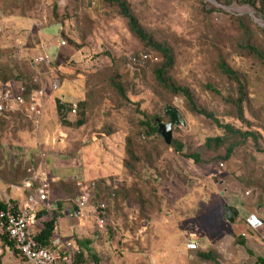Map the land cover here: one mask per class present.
Here are the masks:
<instances>
[{
	"label": "rangeland",
	"instance_id": "obj_1",
	"mask_svg": "<svg viewBox=\"0 0 264 264\" xmlns=\"http://www.w3.org/2000/svg\"><path fill=\"white\" fill-rule=\"evenodd\" d=\"M126 1L139 25L172 50L171 80L188 88L196 104L221 124L252 132L257 141L224 136L207 119L187 112L181 100L158 89L152 71L160 56L143 48L129 33L116 8L101 0H0V80L36 76L30 57L17 63L13 59L15 52L34 45L44 48L52 60L50 67L41 71L45 96L55 79L61 87L65 84L79 90L78 97L68 95L72 97L68 100L77 103L74 116L56 113L60 99H53L52 115L47 112L38 128L19 115L0 122V167L8 164L1 156L3 147L15 144L22 150L35 149L43 159L44 152L57 151L63 142L67 146L59 152L67 154L65 158L74 165L73 177L78 176L82 184L95 183L97 200L107 204L106 228L112 227V216L137 218L132 226L137 231L145 230V222L152 217H174L181 219L186 240L192 234L197 240L203 238V243L211 239L223 254L230 247L222 235L233 230L236 243L244 234L239 227L233 228L235 221L230 224L225 219L228 208L237 212L240 221L248 212L259 211L264 216V64L244 49L248 42L264 54L260 31L264 17L248 6L223 7L211 0ZM62 41L66 46H60ZM144 54L151 61L142 68L130 63L131 58ZM220 59L245 85L243 121L232 105L237 98L234 84L216 68ZM110 74L119 76L125 99L109 86ZM209 86L218 93L206 89ZM86 102L89 108L85 112ZM167 107L177 109L185 122L172 129V142L182 146L181 154L144 124L168 123L164 115ZM216 137L225 138L224 145L205 147L206 140ZM229 147H233L232 155L222 161ZM191 154H198L201 163L183 157ZM30 167L31 163L20 159L17 175H28ZM6 171L1 169L0 176ZM85 172L105 177L84 179ZM70 180L67 188L73 200L79 187L77 180ZM116 181L119 185L113 190ZM169 241L172 245L174 237H165L164 245L169 246ZM112 244L116 251L123 244L116 233ZM214 256L219 262L212 264H226L217 251Z\"/></svg>",
	"mask_w": 264,
	"mask_h": 264
},
{
	"label": "crops",
	"instance_id": "obj_2",
	"mask_svg": "<svg viewBox=\"0 0 264 264\" xmlns=\"http://www.w3.org/2000/svg\"><path fill=\"white\" fill-rule=\"evenodd\" d=\"M17 46V43L15 44ZM24 46H22L23 48ZM21 49V46L19 47ZM44 52V48L39 46H28L15 52L13 59L16 63L21 59L39 56ZM45 53V52H44ZM18 60V61H17ZM79 90L76 87L63 84L56 92H49L46 96L44 115L40 122L47 116V112L53 113V99L68 100L72 95L78 97ZM68 95H71L68 97ZM48 97V99H47ZM55 108V105H54ZM57 113V111L55 110ZM60 143V142H59ZM67 146L61 142L60 148L55 152H44L45 157L41 158V152L38 150H28L12 144L3 147L1 156L3 161H7L0 167L5 169L6 173L0 176V202L12 201L23 203L29 191H33L43 182L49 185V193L52 198L49 201V212H41L37 218V230L42 227V222L50 217H55L54 227L58 230L59 235L64 241H71L75 247H78L77 241L82 242V260L75 264H212L211 261L200 258L201 254L214 256L216 251L226 264H256L257 259H264V229L252 230L245 223L246 219L255 216L258 219H264L261 212H248L240 219H235L233 228L239 227L244 231L243 241L245 247H241L234 242L232 233L224 234L230 249L227 252L220 253L216 247V242L212 243L211 239L205 240L204 243L198 240L199 246L196 252H189L185 249V233H181V219L152 217L146 221L145 230H138L133 226L138 219L113 217L110 219L111 228H100L96 225L94 217L90 216L85 220H75L71 217L72 201L70 199L67 184L73 179L74 165L65 158L67 154L60 153V149ZM43 152V151H42ZM88 154L89 152H85ZM23 159L24 162L31 163L27 168L28 175L22 172L21 176L17 175L18 161ZM83 178H89L91 175L85 172ZM16 177H20L16 179ZM95 179H102L103 176H91ZM90 182V181H89ZM69 200L70 203H66ZM109 218L107 216V222ZM107 224V223H106ZM116 233L118 241H122L118 251L113 248L112 235ZM174 237L171 245L170 241L165 246V237ZM208 237V235H206ZM205 236V237H206ZM122 238V240H120ZM199 238V236H198ZM200 239V238H199ZM85 242H88L85 244ZM146 256L147 259L144 258ZM151 261V263H149ZM0 264H31L25 261L13 249L8 242L0 240Z\"/></svg>",
	"mask_w": 264,
	"mask_h": 264
},
{
	"label": "built area",
	"instance_id": "obj_3",
	"mask_svg": "<svg viewBox=\"0 0 264 264\" xmlns=\"http://www.w3.org/2000/svg\"><path fill=\"white\" fill-rule=\"evenodd\" d=\"M60 46H66V42L62 41ZM129 61L133 66L142 68L151 61V57L144 54ZM51 63V57L43 53L31 58V65L37 72L33 78L12 79L6 82L0 80V113L24 116L38 128L46 102L41 71L44 67L49 68ZM60 87L59 80L51 81V92H57ZM60 105L63 107L62 112L67 116L76 115L75 101L60 100ZM73 179L77 180L79 194L72 201L71 217L80 221L92 216L96 220V225L103 228L107 223V204L96 199V184L93 182L82 184L78 176ZM118 185L119 182H114L113 190H116ZM112 197L114 193L111 194ZM49 201V185L46 182L29 191L21 204L6 201L0 210V233L21 258L31 264H75V258L80 254L79 249L71 241H64L55 227L48 247L42 246L37 239L39 233L37 215L50 211ZM245 223L252 230L264 229V219L255 216L246 219ZM198 246L196 236L189 235L185 249L196 252Z\"/></svg>",
	"mask_w": 264,
	"mask_h": 264
},
{
	"label": "trees",
	"instance_id": "obj_4",
	"mask_svg": "<svg viewBox=\"0 0 264 264\" xmlns=\"http://www.w3.org/2000/svg\"><path fill=\"white\" fill-rule=\"evenodd\" d=\"M104 4L109 5L111 7H114L117 9L119 15L126 20L127 22V29L130 34H132L138 42L141 44L143 48L149 49L156 54H158L161 58V61L159 64H157L152 73L154 77V83L156 87L164 92H166L168 95L172 96L173 98H177L183 102L184 108L189 112L190 114L202 117L210 121L216 128L221 129L224 132V136H238L242 139L252 138L255 142L257 141L255 135L252 132H241L240 130H235L229 125L221 124L218 119L215 118V116L212 113L207 112L205 109L200 108L190 92V90L186 87H181L177 84H175L171 78L169 77L170 72L172 71L174 67V56L172 53V50L163 43L157 42L152 38L151 35H149L140 25L137 20V18L134 16V14L131 11V8L129 6V3L126 0H101ZM212 2L223 6L228 7L232 4H235L237 6H248L250 7L256 15L264 17V0H211ZM204 5V3H202ZM261 33L264 35V29L260 30ZM244 49H246L249 54L254 56L255 59H257L259 62L264 64V54L255 49L254 47H251L248 45V42H245ZM216 68L218 72L230 83L234 84L235 90L237 92V98L236 100L232 101V105L234 106L236 110L237 117L240 121H243V105L246 102L247 99V93L245 91V85L243 84L240 75L235 72L233 69H231L222 59H220L216 65ZM19 78H24V76H18ZM10 79V78H9ZM119 76L118 75H109L107 82L109 86L114 89L121 98L125 99V91L122 87V85L118 81ZM12 80V79H10ZM3 82L9 81L8 79L1 80ZM209 91L212 93L217 94L218 92L212 88V87H206ZM83 107L85 109V112L88 110V102L83 104ZM57 113L62 112L63 107L57 103L56 106ZM10 117L8 114L0 113V122L5 123V121ZM28 121L32 122L31 120L27 119ZM83 121L81 120L78 124H82ZM144 124L148 127V130L153 132L157 138V125L154 124L151 121H145ZM143 124V125H144ZM153 124V126H152ZM131 138H127V142H130ZM225 138L222 137H216L212 139L206 140L205 147H212L219 148L222 145H224ZM170 147L174 150L175 153L181 154L182 152V146L179 144H176L175 141H173L170 145ZM129 149V148H128ZM233 147L226 148L225 156L222 159V161H226L230 158L232 155ZM130 154V152H128ZM188 161L197 164L201 163L200 156L198 154H191L183 156ZM69 187V186H68ZM72 188V187H70ZM68 189V188H67ZM68 191V190H67ZM70 191V190H69ZM69 196L72 197L73 193L69 192ZM76 197V196H75ZM73 197V198H75ZM99 197L96 194V199ZM3 208V203L0 202V210ZM230 212L233 214L234 221L237 218L238 214L235 212L231 207L228 208ZM40 217V213L37 215V218ZM54 223H55V217H50L45 219L42 222V227L39 229L38 233V241L42 246L48 247L49 246V240L51 238L53 229H54ZM0 240L2 242H7L6 238L0 233ZM78 249L80 251V254L75 258V263H78V260L81 261L83 258L82 254V242L77 241ZM88 242H85V244ZM237 244L241 247H245L243 239L239 238L237 240ZM200 258L209 260L214 262L215 258L210 257L209 254H201ZM256 264H264V259H257Z\"/></svg>",
	"mask_w": 264,
	"mask_h": 264
},
{
	"label": "water",
	"instance_id": "obj_5",
	"mask_svg": "<svg viewBox=\"0 0 264 264\" xmlns=\"http://www.w3.org/2000/svg\"><path fill=\"white\" fill-rule=\"evenodd\" d=\"M164 115L169 119V122L163 124L160 120H157V134L165 145L170 146L172 143L173 126H184L185 122L180 112L174 107H167L164 111ZM225 219L230 224H233L234 222L233 214L229 209L225 211Z\"/></svg>",
	"mask_w": 264,
	"mask_h": 264
}]
</instances>
